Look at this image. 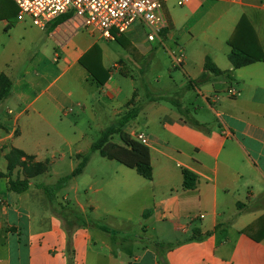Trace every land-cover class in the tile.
Masks as SVG:
<instances>
[{
    "label": "crops",
    "instance_id": "crops-1",
    "mask_svg": "<svg viewBox=\"0 0 264 264\" xmlns=\"http://www.w3.org/2000/svg\"><path fill=\"white\" fill-rule=\"evenodd\" d=\"M164 15L168 30L162 42L155 43H161L182 75L171 71L168 89L147 99L137 95L134 104L136 78L116 68L119 61L135 62L126 49L129 57L113 65L120 80L110 91L109 69L110 78L102 87L81 64L96 43L80 54L65 52L70 39L87 31L75 32L67 21L55 26L59 19L42 30L18 21L17 13L15 24L0 19L1 30L8 34L24 25L44 39L27 69L0 70V77L13 82L10 96L0 105V264H161V259L166 264H264V61L234 70L228 44L245 17L264 52V0H167ZM138 27L127 35L134 40L126 36L128 44L140 57L152 55L153 43L146 36L139 41L137 30H143ZM181 53L178 65L174 58ZM208 57L221 71H233V78L211 75L210 81L198 83ZM103 99L109 103H100ZM133 109L138 116L122 131L133 140L137 135L148 140L152 180L91 151L100 138L94 140L93 132L101 136L112 126L111 118ZM89 111L97 118L90 126L69 118ZM114 137L112 143L124 145ZM12 151L37 165L48 163L49 172L67 159L73 172L89 155L84 173L77 177L85 182L75 190L87 198H76L71 205L110 233L69 226L55 213L38 188L44 184L36 182L45 172L19 177L17 167L12 179L27 180L30 187L22 194L12 192ZM185 170L196 177L193 190L184 188ZM75 181L58 194L73 188ZM128 208L137 213V220Z\"/></svg>",
    "mask_w": 264,
    "mask_h": 264
},
{
    "label": "rangeland",
    "instance_id": "rangeland-1",
    "mask_svg": "<svg viewBox=\"0 0 264 264\" xmlns=\"http://www.w3.org/2000/svg\"><path fill=\"white\" fill-rule=\"evenodd\" d=\"M3 7L4 12L0 13V19L4 18V20H11L10 22L15 24L16 21H12V19L16 17L17 13V9L14 3L5 0V2H3ZM23 26L24 25L17 26L11 34H8L3 29L1 30L0 27V70H7V68H12L17 72L23 71L30 65L34 64L32 60L41 51V43L44 41L42 35L39 34V31L37 29L32 30L30 27H27L26 30H24ZM136 29H139V27ZM137 34L140 36L139 41H142L143 38L145 39L144 32L140 29L137 30ZM75 36L76 37L72 38V41L70 39L68 46L65 48V52L72 54L78 50L77 54H80L91 42L96 43V46L92 50H90V54L86 56L85 60L91 66L95 67L96 65L97 67L95 68L98 69L101 74H103L101 65L104 66L103 68L105 70L106 68L110 70L111 74L113 75V81H111L108 85V89L110 91H113L116 82L120 80V73L128 77L131 76V78L133 79L136 78V95L130 104H134L136 102L137 95H141L143 96V98L145 96V99H147L151 93L154 94L157 92H161V90L168 89V86H170L169 73L171 71L175 72L177 76L182 75V70L180 68L174 70L173 59L171 58V56H169L165 48L162 47L161 43H150L153 48V54L147 55L146 57H140L136 53V50L133 49L132 45L128 44L127 37H129V39L131 40H134L135 37H133V35L124 38V40H126L124 46H121L120 41L110 42L100 38L97 35L93 39L92 36H90L87 32H80ZM180 43L181 44L179 45L183 46L182 40H180ZM125 49L134 56L135 62L127 61L126 64V62L119 61L121 59L126 60L129 57L128 52ZM48 57L51 58L50 55H48ZM154 57H156L155 60H153ZM115 61H119L116 63V68L121 70L120 73L117 70L113 69ZM157 78L161 79L160 83H157ZM3 102L4 101H2L0 105ZM100 103H109V101L103 99L100 101ZM110 105L112 106V102L110 103ZM69 118L71 120L80 121L82 123L85 122L86 126H90V124L95 123V120H97V118L94 117L90 113V111L86 112V114L81 118H78L76 116H71ZM120 118L121 115L116 120L115 118H111L110 122L112 123V126L116 125ZM105 125L109 126L111 124H108L106 122ZM99 137L100 133L98 131H94L92 134V138L94 140H97ZM10 156V158H8L10 162L9 167L11 165V171H9L10 178L13 177L14 172L17 170V167L21 168L19 171V177L21 175L31 176L32 174H35V171H39L37 169L38 165L34 163L33 159L23 157L20 153H14V151H12ZM97 156L98 158H100L99 155ZM71 162L72 160L67 159L65 164L61 166L56 165V168H54L51 172H49V164L47 163V165L43 167V172L47 173V176H40L36 180V182L38 183L56 189V201L59 198L64 199L65 197H69L70 200L68 202L60 204L61 208L59 210V214H61L62 217H69V219H71L72 212L81 213L73 205H71V201L73 202L76 198L80 201L87 198L84 191H81L79 195H77L75 191L77 187H83L85 181L82 177L79 179H74L76 181L72 185L73 188L69 187V189H65L58 194L60 188L56 183L59 179L71 174ZM127 213L129 215H132L135 220L138 219L137 213L135 211H130L128 208ZM136 230L137 227L135 226L132 228L131 233H135Z\"/></svg>",
    "mask_w": 264,
    "mask_h": 264
},
{
    "label": "trees",
    "instance_id": "trees-1",
    "mask_svg": "<svg viewBox=\"0 0 264 264\" xmlns=\"http://www.w3.org/2000/svg\"><path fill=\"white\" fill-rule=\"evenodd\" d=\"M66 20L67 18L65 17L60 18L55 24V26L62 24ZM166 33L167 30L164 31L163 35H166ZM124 38L125 37L118 38L116 41H120L121 46H124L126 43V40H124ZM228 44L232 48L229 58L233 65L234 70H238L264 61V52L262 51V48L259 44L257 35L245 17L242 18V20L240 21L232 38L228 41ZM86 56L81 60L82 66L91 74L92 78L96 81L98 85L104 87L110 78L108 71H106L101 65V68L103 70V74H101L99 70L95 68L97 67L96 65L94 67L86 62L85 60ZM211 75H213L214 77H225L231 80L233 78L232 77L233 71L231 72L221 71L213 63L211 58L208 57L205 63V73L202 75L198 83H206L210 81ZM12 87H13V82L5 75H1L0 103L2 101H5L10 96ZM175 105L180 110L182 115L186 116L185 112L181 109V106L177 103H175ZM138 113H139L138 110L133 109L127 114H125L122 118H120L116 125L107 128L102 133L100 138L93 144L91 151L92 152L100 151L103 156L109 157L110 159H113L130 169L136 170L138 174L143 178H145L146 180H152L153 169L151 165V156H150L149 148L140 144L136 140H133L130 136L124 134L122 131L126 125H128L131 121L137 118ZM188 120L194 126L197 127L200 126L198 122H196L195 120H192L190 118H188ZM116 135L120 137L122 143L124 144L123 146L115 145L111 142V140ZM16 152L18 151H14V153ZM18 153H20L23 157H26L23 153L21 152ZM89 161H90L89 155L82 157L80 164L71 174L58 180L59 188L67 187L71 181L81 176L84 173ZM10 167H9V171H11ZM43 167L44 166L38 165V168L37 167L36 168L39 171H35V174L43 173L44 170ZM183 175H184V188L186 190H193L196 187V177L187 170L183 172ZM9 184L11 191L16 194L25 193L26 191H28L30 187V184L27 180L21 181L20 179L13 180L11 178L9 180ZM38 188L44 190V192L46 193L50 201L52 210L55 213H60L59 210L61 208V205L56 202V193H55L56 189L52 187H48L46 185L38 186ZM65 219L67 220L69 226H73V224H75L77 227H83V228L92 226L94 228L99 229L102 232L110 233L109 228H107L106 226L100 225L92 220L87 221L82 213L72 212L71 219H69V217ZM156 247H160V246L156 244ZM161 264H166V262L161 259Z\"/></svg>",
    "mask_w": 264,
    "mask_h": 264
},
{
    "label": "built area",
    "instance_id": "built-area-1",
    "mask_svg": "<svg viewBox=\"0 0 264 264\" xmlns=\"http://www.w3.org/2000/svg\"><path fill=\"white\" fill-rule=\"evenodd\" d=\"M18 11L20 22H29L46 29L54 21L65 17L74 31H87L94 36L113 42L126 37L139 26L149 43L162 42L168 30L164 15L167 0H11ZM182 5V3H180ZM182 53L174 58L182 63ZM146 146L143 135L135 139Z\"/></svg>",
    "mask_w": 264,
    "mask_h": 264
}]
</instances>
